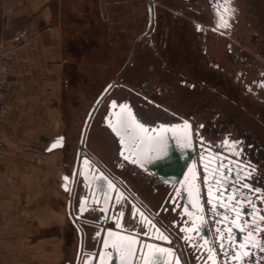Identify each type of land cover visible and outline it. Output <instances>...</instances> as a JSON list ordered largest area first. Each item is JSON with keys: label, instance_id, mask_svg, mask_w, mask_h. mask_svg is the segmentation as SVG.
<instances>
[{"label": "rangeland", "instance_id": "1", "mask_svg": "<svg viewBox=\"0 0 264 264\" xmlns=\"http://www.w3.org/2000/svg\"><path fill=\"white\" fill-rule=\"evenodd\" d=\"M56 2L71 65L64 78L66 119L73 127L77 146L90 109L135 48L116 81L125 89L115 88L107 102L130 93L128 88L142 86L176 112L195 114L198 122L213 117L204 116L212 109H221V122L227 125L230 119L236 125L235 134L247 131L251 142L263 146L260 157L264 162V105L246 94L242 80L249 72L247 63L264 62V0H233L236 16L231 39H220L210 30L204 40L195 24L213 26L208 0H152L154 20L149 31L147 0ZM140 34L144 36L135 45ZM215 63L220 69H214ZM240 73L243 76L237 79ZM106 111V104L96 111L90 128L98 165L112 175L120 174L154 205V191L130 168H118V141L102 125Z\"/></svg>", "mask_w": 264, "mask_h": 264}, {"label": "crops", "instance_id": "2", "mask_svg": "<svg viewBox=\"0 0 264 264\" xmlns=\"http://www.w3.org/2000/svg\"><path fill=\"white\" fill-rule=\"evenodd\" d=\"M56 3L0 0V56L10 58L15 79L9 113L0 123V264H75L78 256L79 235L61 179L72 173L78 146L66 119L64 78L71 65ZM92 132L85 153L99 164ZM59 135L65 136L64 147L47 152L48 142ZM83 194L79 187L75 213ZM139 198L154 206L142 194ZM83 229L88 236L89 227ZM85 247H92L88 237Z\"/></svg>", "mask_w": 264, "mask_h": 264}, {"label": "water", "instance_id": "3", "mask_svg": "<svg viewBox=\"0 0 264 264\" xmlns=\"http://www.w3.org/2000/svg\"><path fill=\"white\" fill-rule=\"evenodd\" d=\"M147 3L149 31L154 20V10L152 0H147ZM142 37L143 35H140L137 38L135 45ZM134 49L123 69L104 88L90 109L82 128L73 171L71 174L64 173L61 176L62 188L68 192V215L79 235L75 264H121L120 253L111 245L109 231L135 237L136 243L133 246L135 251L130 258V264H144V257L154 260L155 264H185L184 257L190 255L189 248L203 247L201 241H204L205 207L199 181V164H203L204 161L201 159L199 163L195 159V136L191 120L181 118V121L174 123L160 122L150 125L139 119L130 101H119L116 98L108 101L103 126L107 127L118 141V157L123 162V167L130 168L135 174L140 172L155 178L159 185L167 188L154 192V206L143 203L139 193L132 192L128 182L120 174L112 175L103 170L85 153L87 137L96 111L113 87L117 86L116 81L130 63ZM113 101L116 102L115 107ZM121 105L131 109V114L136 120L150 130L149 135L157 134L153 130H159L161 125L168 126L164 132L167 140L166 152L159 153L153 150L150 153L151 159H145L143 166L134 162L136 159L134 151L130 149L128 143H120L121 137L117 136L112 127V124L117 122V114L127 111L122 110ZM185 121L190 125V129L185 128ZM173 125L180 127L174 129L171 127ZM186 134H190V147L185 146L188 143L185 139ZM64 145L65 136L59 135L48 142L46 151L51 152L63 148ZM85 160L88 163H85ZM101 173L106 180L101 178ZM64 177H68L67 181ZM79 187L84 194L78 198L79 204L75 213L74 205ZM83 224L90 229L88 236ZM165 236L167 239L163 238ZM85 237H88L92 245L89 249L85 247ZM106 239L109 240L108 247L104 244ZM149 244L155 248L150 250ZM160 249L170 251H159ZM197 251L194 249L193 252Z\"/></svg>", "mask_w": 264, "mask_h": 264}, {"label": "flooded vegetation", "instance_id": "4", "mask_svg": "<svg viewBox=\"0 0 264 264\" xmlns=\"http://www.w3.org/2000/svg\"><path fill=\"white\" fill-rule=\"evenodd\" d=\"M208 1L213 16V26L196 22L198 36H202L204 40L209 31L213 30L218 33L220 39H231L232 19L236 16L233 0H228L231 15H225L228 21L227 27L219 26L215 11L217 4L222 6L225 0ZM228 47L231 49L232 44L229 43ZM235 50L238 52L237 48ZM250 64L247 63L250 66L249 72L244 75V79L242 78L246 94L260 98L264 105V62ZM213 67L220 69L218 63ZM241 75L243 76L242 73L237 75V79ZM190 86L193 88L194 85ZM115 88L125 89V85L117 84L112 91ZM128 90L130 93L116 99L130 101L137 116L144 123L150 125L160 122L174 123L181 121V118H187L193 123L195 159L199 163L201 159L204 161L203 164H199V181L205 207V227L204 241H201L203 247L189 248L190 255L184 257L185 264H264V222L259 219L264 216V162L260 157V149L263 146L251 142L248 137L250 133L247 131L235 134L233 127L236 125L230 119L227 125L221 122L218 119L223 114L221 109H212L204 116L213 114V117L198 122L195 114L179 113L158 102L146 87L138 86ZM109 95L105 97L101 106L108 104L106 99ZM104 128L108 129L105 126ZM252 148L254 151H251ZM118 168L125 169L120 158ZM135 176H139L144 185L154 192L167 190L159 185L155 178L140 172ZM241 244L244 248L240 247ZM194 249L198 250L197 253L193 252ZM202 250L204 251L200 253ZM245 252L248 254L244 255ZM237 253H240V258L233 260V255Z\"/></svg>", "mask_w": 264, "mask_h": 264}, {"label": "snow or ice", "instance_id": "5", "mask_svg": "<svg viewBox=\"0 0 264 264\" xmlns=\"http://www.w3.org/2000/svg\"><path fill=\"white\" fill-rule=\"evenodd\" d=\"M215 11L218 15L219 19V26H228V21L225 19V15H231L230 11V5L228 4V0H225L224 5L217 4ZM113 106H116V102L113 101ZM121 109H127V111H122L121 113L117 114V122L115 124H112L113 130L116 132L117 136L121 137V144L128 143L130 145V149L134 151L136 155V159L134 162L141 164L143 166V162L145 159H151L150 153L155 150L159 153L166 152L167 148V140L164 135V132L167 130V125H161L159 130H153L156 131L157 134L155 135H149V129L145 128L143 124H141L139 121L136 120V118L131 114V109H128L126 105H121ZM111 123V122H110ZM184 126L186 129H190V125L187 124V122H184ZM172 128H178L179 125H173ZM62 139V138H61ZM185 139L188 141V143L185 145L187 147L191 146L190 143V134H186ZM85 163H88L87 160H85ZM101 178L106 180L105 177H103V174L101 173ZM64 179L67 181L68 177H64ZM67 187V185H65ZM245 187H250V185H245ZM83 210V208H82ZM191 215V214H189ZM239 218V214H238ZM259 219L264 222V216L259 217ZM254 223V221H253ZM111 245L114 249H116L121 256V264H130V258L134 255V244L136 243L135 237L131 236H124L121 233H114L109 231L108 234ZM164 239H167V237H163ZM105 247H108L109 240L106 239ZM241 248H244V245H240ZM148 248L151 250L155 248L154 245L149 244ZM159 251H170L169 249H160ZM211 251V249H210ZM248 253L245 252L244 255H247ZM233 260H237L240 258V253H237L233 255ZM91 259V258H90ZM144 264H155L154 260H150L147 257H144Z\"/></svg>", "mask_w": 264, "mask_h": 264}, {"label": "built area", "instance_id": "6", "mask_svg": "<svg viewBox=\"0 0 264 264\" xmlns=\"http://www.w3.org/2000/svg\"><path fill=\"white\" fill-rule=\"evenodd\" d=\"M15 79L11 73L10 58L8 56H0V123L5 120L9 113L8 93L14 87ZM4 147V143L0 141V149ZM0 151V161L2 158Z\"/></svg>", "mask_w": 264, "mask_h": 264}]
</instances>
